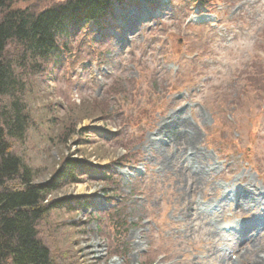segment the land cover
I'll list each match as a JSON object with an SVG mask.
<instances>
[{
	"label": "rangeland",
	"instance_id": "obj_1",
	"mask_svg": "<svg viewBox=\"0 0 264 264\" xmlns=\"http://www.w3.org/2000/svg\"><path fill=\"white\" fill-rule=\"evenodd\" d=\"M64 1L11 0L5 11ZM106 19L78 25L47 60L16 69L39 124L28 132L38 180L62 155L87 162L81 181L49 196L85 202L42 219L53 254L61 264H220L224 253L239 264L251 251L240 244L257 235L264 255V0H130ZM170 114L211 170L190 192L180 166L161 167L148 147ZM245 196L254 208L236 207ZM181 198L207 217L180 221L168 238Z\"/></svg>",
	"mask_w": 264,
	"mask_h": 264
},
{
	"label": "trees",
	"instance_id": "obj_2",
	"mask_svg": "<svg viewBox=\"0 0 264 264\" xmlns=\"http://www.w3.org/2000/svg\"><path fill=\"white\" fill-rule=\"evenodd\" d=\"M10 1L0 0V264H61L41 222L50 211L84 205L81 197L49 196L81 181L87 162L62 155L47 178L38 180L41 172L31 163L34 143L28 132L39 124L22 100L24 83L16 69L29 59L47 60L73 28L83 23L100 27L114 5L130 0H65L37 14L5 11ZM69 132L66 126L60 134L65 143Z\"/></svg>",
	"mask_w": 264,
	"mask_h": 264
},
{
	"label": "bare ground",
	"instance_id": "obj_3",
	"mask_svg": "<svg viewBox=\"0 0 264 264\" xmlns=\"http://www.w3.org/2000/svg\"><path fill=\"white\" fill-rule=\"evenodd\" d=\"M184 120L181 118V116H177L174 114H170V116L164 120L163 122L158 125L156 131L154 132V138L150 137L148 140V147H154L159 150V155L162 158V164L161 167H168V168H174L173 165L177 163V165L180 166L178 169V173L186 177V183L184 187L182 188L185 192H190L193 187L202 185L206 181V177L211 174V170L209 168H206L205 163H203V155L198 153L194 145L192 143L193 135H187L184 130ZM188 128L187 126L185 127ZM166 143L169 147L172 145L173 148H175V154L169 155L168 148L162 146L161 144ZM188 143L185 148L183 149L181 147L182 144ZM163 167V168H164ZM181 181L179 182L180 185ZM179 193V192H177ZM182 196L184 197V192H181ZM222 200H230L232 199L229 194L227 195L224 191ZM250 198L248 196H245L243 199L236 200V207L242 209V208H248L252 209L256 206V201L249 200ZM182 201L177 202L176 200H173L172 206L173 210L175 212L176 219L174 220H168L164 227L169 230V236L168 238L174 234L175 232L172 231V229L179 224H181L180 221L185 223L187 220L194 218L195 214L197 216H205L202 212L196 211L194 208H191V203L189 201L184 200L181 198ZM195 213H194V210ZM192 210V211H191ZM204 219H202L203 221ZM213 219H210L207 223L203 221V223L208 227H217V222H212ZM217 223V224H216ZM176 235V233H175ZM177 236V235H176ZM214 243V241H213ZM259 243V237L255 235L254 237L249 238L245 241H243L240 246L245 247V249H248V246L250 245L251 251L252 248L256 249L255 254H252L251 251L247 252L246 250H243L242 252V258L237 260V263L239 264H264V255L257 251V246ZM138 244V243H137ZM136 244V247H137ZM209 244V243H207ZM94 247L98 246L96 244L93 245ZM247 246V247H246ZM135 247V248H136ZM212 247V244H211ZM210 248V247H209ZM207 249L206 252L210 249ZM261 250V249H260ZM98 251V249H97ZM221 260L220 264H235L230 262V258L228 256H225L224 253L221 254ZM185 259V258H183ZM213 261H218V259H214ZM114 260L111 261L112 264H114ZM169 264H192L191 262H188L185 260L184 262H180V259H175L171 261ZM197 264V263H193ZM199 264V263H198Z\"/></svg>",
	"mask_w": 264,
	"mask_h": 264
}]
</instances>
